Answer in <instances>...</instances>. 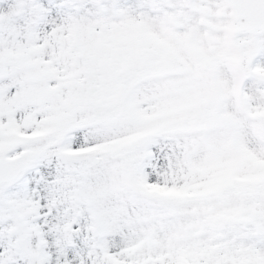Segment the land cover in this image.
<instances>
[{"label":"snow or ice","instance_id":"obj_1","mask_svg":"<svg viewBox=\"0 0 264 264\" xmlns=\"http://www.w3.org/2000/svg\"><path fill=\"white\" fill-rule=\"evenodd\" d=\"M0 264H264V0H0Z\"/></svg>","mask_w":264,"mask_h":264}]
</instances>
